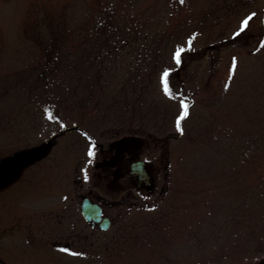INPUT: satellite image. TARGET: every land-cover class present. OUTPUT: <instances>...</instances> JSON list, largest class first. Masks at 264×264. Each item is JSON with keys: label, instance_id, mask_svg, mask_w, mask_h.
<instances>
[{"label": "rangeland", "instance_id": "obj_1", "mask_svg": "<svg viewBox=\"0 0 264 264\" xmlns=\"http://www.w3.org/2000/svg\"><path fill=\"white\" fill-rule=\"evenodd\" d=\"M0 259L264 264V0H0Z\"/></svg>", "mask_w": 264, "mask_h": 264}, {"label": "flooded vegetation", "instance_id": "obj_2", "mask_svg": "<svg viewBox=\"0 0 264 264\" xmlns=\"http://www.w3.org/2000/svg\"><path fill=\"white\" fill-rule=\"evenodd\" d=\"M139 160H140V158H138L137 155L132 157V160L130 161V165H129V172L131 173V175L133 177H135V180L137 181L138 186L150 185L152 182L151 179H152V175H153L151 172L152 170L147 168L145 162L142 165L137 164V161H139ZM135 167H140L141 171L140 172H132L133 169H135ZM86 196H88L92 202H97L101 206L102 211H101V220L100 221H97L95 219H90V220L85 219V220L92 227H95V228L100 229V230H105V229L101 228V222H102L103 218L105 216H108V215L104 211L103 202H102L103 199L101 197H99V195L97 196L95 194L86 195Z\"/></svg>", "mask_w": 264, "mask_h": 264}, {"label": "water", "instance_id": "obj_3", "mask_svg": "<svg viewBox=\"0 0 264 264\" xmlns=\"http://www.w3.org/2000/svg\"><path fill=\"white\" fill-rule=\"evenodd\" d=\"M137 164L142 165L143 161H138ZM140 171H141L140 167H135V169H133L132 172H140ZM82 212L87 219H95V220L101 219V207L98 204L91 203L88 198H85L83 200ZM109 222L110 221L108 220V218L104 217L103 221L101 222V226L103 228H107L109 226ZM0 264H6V263L0 260Z\"/></svg>", "mask_w": 264, "mask_h": 264}, {"label": "snow or ice", "instance_id": "obj_4", "mask_svg": "<svg viewBox=\"0 0 264 264\" xmlns=\"http://www.w3.org/2000/svg\"><path fill=\"white\" fill-rule=\"evenodd\" d=\"M181 2H183V0H181ZM252 19V16H249L244 22H243V26L241 28V31H243L245 28L248 27V24H249V21ZM239 35V33L237 34ZM180 51L182 50H178L177 53H176V59H177V62H179V57H180ZM233 69H235L236 65L235 63H233ZM167 76L168 74L165 73L164 74V80H165V92L168 93L169 92V89H168V86H167ZM182 104V108H183V113L181 115V117L178 119L177 121V127L179 128L180 127V121L184 119V117H186L188 115V105L187 103L185 102H181ZM94 155V152L93 151H89V156H93ZM66 251V250H65Z\"/></svg>", "mask_w": 264, "mask_h": 264}, {"label": "trees", "instance_id": "obj_5", "mask_svg": "<svg viewBox=\"0 0 264 264\" xmlns=\"http://www.w3.org/2000/svg\"><path fill=\"white\" fill-rule=\"evenodd\" d=\"M108 24V23H107ZM106 26V25H105ZM158 45H160L159 44V41H158ZM53 49V48H52ZM49 50H51V49H49ZM61 50H62V48H59L56 44L54 45V51L53 50H51V53H60L61 52ZM56 51V52H55ZM67 53H69V52H67ZM89 54V53H88ZM68 55V54H67ZM67 55H63V56H66V58H65V60L67 59V58H74V59H76L77 57L76 56H74V55H71V54H69V56H67ZM90 55V54H89ZM56 56V55H55ZM55 56H53L52 57V55H49V64H51V63H53L54 61H55V63H57L58 61H60L61 60V58L57 55L56 56V59H54L55 58ZM96 56H98V54L97 55H91V59L92 60H88V64L89 65H91V63L92 62H95V61H97L96 60ZM77 60V59H76ZM92 61V62H91ZM98 70V69H97ZM91 73H93V72H91ZM95 74H96V76L98 77V74H99V71H95Z\"/></svg>", "mask_w": 264, "mask_h": 264}]
</instances>
